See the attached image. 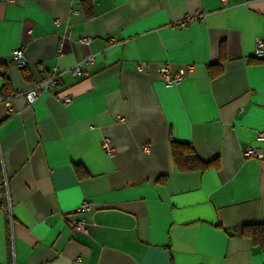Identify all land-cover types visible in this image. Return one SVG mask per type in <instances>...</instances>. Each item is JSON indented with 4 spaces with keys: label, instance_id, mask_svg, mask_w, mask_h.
Returning a JSON list of instances; mask_svg holds the SVG:
<instances>
[{
    "label": "crops",
    "instance_id": "crops-1",
    "mask_svg": "<svg viewBox=\"0 0 264 264\" xmlns=\"http://www.w3.org/2000/svg\"><path fill=\"white\" fill-rule=\"evenodd\" d=\"M258 36L264 0H0V264H264V244L225 231L264 224ZM165 63L178 84H164ZM173 140L218 166L177 169ZM84 199L95 224L74 231Z\"/></svg>",
    "mask_w": 264,
    "mask_h": 264
},
{
    "label": "built area",
    "instance_id": "built-area-1",
    "mask_svg": "<svg viewBox=\"0 0 264 264\" xmlns=\"http://www.w3.org/2000/svg\"><path fill=\"white\" fill-rule=\"evenodd\" d=\"M198 16H201V14H197ZM62 40L63 37L60 38L58 42V48L57 51L61 52V46H62ZM89 37L88 36H83L81 37V41L83 42H89ZM264 53V39L261 37H256L254 40V50L252 55L255 58H261ZM12 59L19 65L23 66L25 65V58H24V53L21 48H15L11 52ZM95 59L94 55H90L79 62H77L75 65L71 67V72L72 74H80L82 72L81 70V64L86 65L91 62H93ZM144 66V63L141 62L137 65L138 70H142ZM191 67V66H189ZM158 73L162 77V80L166 86H172L175 84H178L183 78H184V73L182 72H172L170 70V67L167 63L162 65L158 69ZM59 78V70L57 67H54L51 71L43 73L38 80H34L28 89L25 91V96L26 100L29 103H32L40 93L42 89H46L49 85H54ZM61 101L64 104H68L72 101L71 96L69 95H61L59 96ZM0 99L2 97L0 96ZM5 107L7 108L8 111L11 109V105L8 99L5 100L4 102ZM257 137L259 139H264V126L258 131ZM101 147L104 151L105 154L107 155H112L114 152V146L112 144L111 139L108 136H102L101 137ZM145 150H147V146L144 147ZM243 155L246 157H252V158H257L261 159L263 157L262 153H260L256 148L252 146H245L243 149ZM93 209V204L91 201L84 199L82 202L75 208V218L69 221L70 227L74 231H82L86 232L89 230L90 226L95 224L93 221L89 222L85 218L79 216V214L85 212V211H91Z\"/></svg>",
    "mask_w": 264,
    "mask_h": 264
},
{
    "label": "trees",
    "instance_id": "trees-1",
    "mask_svg": "<svg viewBox=\"0 0 264 264\" xmlns=\"http://www.w3.org/2000/svg\"><path fill=\"white\" fill-rule=\"evenodd\" d=\"M20 68L23 76L28 79L29 74L27 68L24 65ZM210 73L214 76L216 70L214 71L213 69H210ZM7 83L6 80L5 84ZM4 94L3 87H1L0 96H3ZM171 156L177 169L182 171L206 170L218 166V160L216 158L207 161L202 160L190 146L184 142L176 140H173L171 143ZM75 169L77 174L81 173L80 169L82 168H80V166L76 165ZM225 231L229 235L249 237L256 243L264 244V224H243Z\"/></svg>",
    "mask_w": 264,
    "mask_h": 264
}]
</instances>
